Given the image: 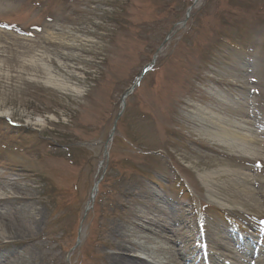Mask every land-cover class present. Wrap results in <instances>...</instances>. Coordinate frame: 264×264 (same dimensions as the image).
Instances as JSON below:
<instances>
[{
    "label": "rangeland",
    "instance_id": "1",
    "mask_svg": "<svg viewBox=\"0 0 264 264\" xmlns=\"http://www.w3.org/2000/svg\"><path fill=\"white\" fill-rule=\"evenodd\" d=\"M193 1L0 0V199L30 200L0 201V244L32 239L12 264L105 263L111 225L147 264L173 245L264 264V0ZM200 106L252 149L213 140ZM154 217L172 244L135 230Z\"/></svg>",
    "mask_w": 264,
    "mask_h": 264
},
{
    "label": "bare ground",
    "instance_id": "2",
    "mask_svg": "<svg viewBox=\"0 0 264 264\" xmlns=\"http://www.w3.org/2000/svg\"><path fill=\"white\" fill-rule=\"evenodd\" d=\"M33 63V62H31ZM47 71V77L45 80V85H48L54 89L60 90V91H74V92H78L75 88H71L69 87L64 81H62L61 79L56 78L55 76H53L50 71L48 70V68L46 69ZM199 110L201 111L199 113V121L207 123L208 127H212L211 128L213 131L208 130L209 128H206L208 135L210 137L213 138V140H216L220 145L225 146L229 149H236L237 151L243 152V153H247L249 151V149H252L250 147L251 142L248 140V137L245 135H242V133L240 134L236 129L241 128V124L239 123H233L235 124L236 129H232V128H228L225 125H223L221 122L223 120V117H221V115L200 106ZM29 124L32 126H42L43 125V121L38 119L35 122H30ZM245 178H249L248 175H242ZM210 177V174H204L201 176L202 180H207V178ZM206 186H208L206 184ZM210 188V186H208ZM211 191V190H210ZM209 191V192H210ZM0 201H4V202H8V203H13L14 205H20L23 202H29L30 200L27 199L26 196H22V197H17V198H10V197H5L4 199H0ZM218 204L222 205V206H228L225 203H220L218 202ZM2 217V214L0 213V219ZM158 217H154L151 220H149L151 222V225L148 226V228H143L141 226V223L143 222L142 219H137L136 224H134L135 226V230L136 231H145L147 234H152L155 236L157 235L159 232L158 231H154L155 229H158L157 226V221H158ZM2 225V224H1ZM5 224L3 225V227L5 228ZM153 227V228H152ZM161 233H159V235H157V238L160 239L161 241L164 242H168L169 244H172V241L170 238H168L170 235L169 229L166 228H162L161 227ZM108 234H110L111 239H114L113 242H118L120 240L119 243H109L107 246H109L112 250H113V254L110 256H103L105 263L102 264H147L145 261L138 259V258H134L132 255V250H146L145 247L143 246H139L137 244L131 243V241L129 240V236L127 235H120L119 236V232H120V228L115 226V225H111V227H109L106 231ZM168 233V234H166ZM16 235L15 233L9 232V238L8 240H12V241H7L6 244H0V264H12L11 260L8 259V255L6 250V245H15L17 247H26L29 243H32V239H25L22 238L20 236H16L13 237V235ZM119 237V238H118ZM160 237V238H159ZM240 239V237H239ZM220 246H222V244H220ZM10 247V246H9ZM8 247V248H9ZM179 245H173L172 247H170L169 249L167 248H159L158 252L160 253H165L167 255H170L169 258L167 259L165 264H205L201 262L200 258H197L195 254L192 258L187 257L186 254L182 253L179 249ZM252 248V247H250ZM2 249V250H1ZM14 253L16 251H13ZM262 253V252H261ZM256 254H260V251ZM212 255V254H211ZM173 256V257H172ZM262 256H264V254H262ZM213 256L210 257V259L208 260V263L211 264H216V260L214 258H212ZM193 260H195L193 262ZM258 262V261H257ZM262 262H259V264ZM21 264H27L26 262H21Z\"/></svg>",
    "mask_w": 264,
    "mask_h": 264
},
{
    "label": "water",
    "instance_id": "3",
    "mask_svg": "<svg viewBox=\"0 0 264 264\" xmlns=\"http://www.w3.org/2000/svg\"><path fill=\"white\" fill-rule=\"evenodd\" d=\"M194 3L196 4L197 3V0H195ZM151 66H152V64H151ZM131 90H132V88L130 90H128L123 97H126Z\"/></svg>",
    "mask_w": 264,
    "mask_h": 264
}]
</instances>
